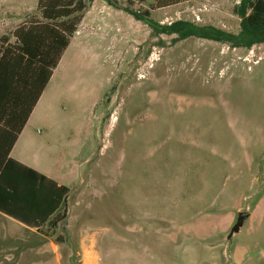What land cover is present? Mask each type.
Wrapping results in <instances>:
<instances>
[{"label": "rangeland", "instance_id": "1", "mask_svg": "<svg viewBox=\"0 0 264 264\" xmlns=\"http://www.w3.org/2000/svg\"><path fill=\"white\" fill-rule=\"evenodd\" d=\"M83 1L46 165L71 188L41 227L0 213V264H212L220 237L264 264V42L178 40L125 10L237 33L241 0ZM39 20V0H0V49Z\"/></svg>", "mask_w": 264, "mask_h": 264}, {"label": "trees", "instance_id": "2", "mask_svg": "<svg viewBox=\"0 0 264 264\" xmlns=\"http://www.w3.org/2000/svg\"><path fill=\"white\" fill-rule=\"evenodd\" d=\"M182 0H158L170 5ZM46 21L17 27L15 45L0 49V130L10 150L25 126L34 106L58 66L70 37L77 31L85 8L83 0H39ZM156 32L230 42L252 47L264 42V0H241L236 12L241 17L237 33L213 25H198L180 19L161 25L141 12L125 8ZM5 38V37H1ZM5 153L0 163V211L29 227H41L59 211L70 190L55 180Z\"/></svg>", "mask_w": 264, "mask_h": 264}, {"label": "crops", "instance_id": "3", "mask_svg": "<svg viewBox=\"0 0 264 264\" xmlns=\"http://www.w3.org/2000/svg\"><path fill=\"white\" fill-rule=\"evenodd\" d=\"M93 6L95 7L87 8V14L83 17L82 23L88 22V20L90 21V15L95 16L96 20L103 18V14L99 12L96 14L94 13V11L101 9L103 4H99L97 1ZM90 10H93V12L90 13ZM76 34H78V31ZM73 38H77V36L75 35ZM73 38L71 40L72 44L74 42ZM74 45H76V43H74ZM63 60L64 56L58 66L54 69L48 84L43 90L25 126L10 150H8V142L4 143L5 140L2 131L0 130V163L3 161V157L6 153L7 158L5 161L9 158H13L52 178L59 185L67 186L62 178L53 175L46 166L50 165L52 162V152L57 148V105L61 96L56 93L52 83L56 76V71L62 65ZM74 185L75 184H73V186ZM68 187L71 188V186ZM151 208L153 209V207ZM146 212V216L155 213L151 210ZM0 213L5 214L1 211ZM161 213H163V211H161ZM161 234L164 235V232ZM223 244L221 237L217 241V244H214L213 247L218 251L219 260H214L212 264H261L259 261L252 259L249 250L250 248L247 246L238 243L235 246H232L233 243H231L230 245H225V248H223ZM98 264L102 263L99 261Z\"/></svg>", "mask_w": 264, "mask_h": 264}, {"label": "water", "instance_id": "4", "mask_svg": "<svg viewBox=\"0 0 264 264\" xmlns=\"http://www.w3.org/2000/svg\"><path fill=\"white\" fill-rule=\"evenodd\" d=\"M249 214H250V213L247 212V211H244V212H241V213H240V215H239V217H238V221H237L236 225L234 226V228H233L231 234H232L234 231H238V230H239V227L243 224L244 220H245L246 218H248Z\"/></svg>", "mask_w": 264, "mask_h": 264}, {"label": "bare ground", "instance_id": "5", "mask_svg": "<svg viewBox=\"0 0 264 264\" xmlns=\"http://www.w3.org/2000/svg\"><path fill=\"white\" fill-rule=\"evenodd\" d=\"M90 259H91L90 256H87V262H86V264H88L91 261Z\"/></svg>", "mask_w": 264, "mask_h": 264}]
</instances>
